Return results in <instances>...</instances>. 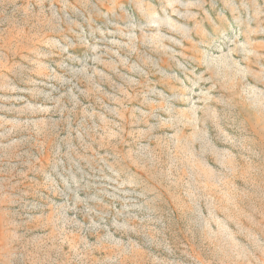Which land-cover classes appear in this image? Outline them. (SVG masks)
Segmentation results:
<instances>
[{
    "label": "rangeland",
    "instance_id": "rangeland-1",
    "mask_svg": "<svg viewBox=\"0 0 264 264\" xmlns=\"http://www.w3.org/2000/svg\"><path fill=\"white\" fill-rule=\"evenodd\" d=\"M0 264H264V0H0Z\"/></svg>",
    "mask_w": 264,
    "mask_h": 264
}]
</instances>
